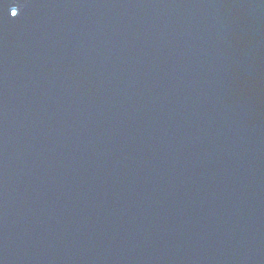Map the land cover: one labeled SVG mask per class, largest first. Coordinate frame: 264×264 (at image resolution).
I'll return each mask as SVG.
<instances>
[{"label": "water", "instance_id": "water-1", "mask_svg": "<svg viewBox=\"0 0 264 264\" xmlns=\"http://www.w3.org/2000/svg\"><path fill=\"white\" fill-rule=\"evenodd\" d=\"M0 264H264V0H0Z\"/></svg>", "mask_w": 264, "mask_h": 264}]
</instances>
